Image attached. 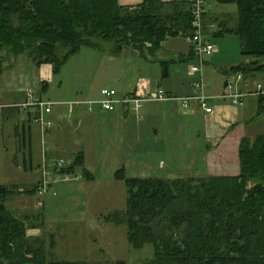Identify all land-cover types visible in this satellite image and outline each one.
I'll return each mask as SVG.
<instances>
[{
	"label": "trees",
	"instance_id": "trees-1",
	"mask_svg": "<svg viewBox=\"0 0 264 264\" xmlns=\"http://www.w3.org/2000/svg\"><path fill=\"white\" fill-rule=\"evenodd\" d=\"M219 1L238 7L236 25L221 32L237 34L241 53L259 59L234 72L263 71L264 0ZM191 29L192 0L135 5L118 0H0V75L20 56L36 65L53 63L58 72L82 46L100 47L104 41L114 43L115 54L126 46L154 53L167 38L189 35ZM78 155L57 172L75 174L79 166L84 168V152ZM239 159L235 176L138 179L116 173L128 188L127 208L112 220L126 224L134 247L154 244V257L139 264H264V134L244 136ZM35 191L36 186L0 183V264H91L49 260L46 240L27 233L31 217L7 208L8 197Z\"/></svg>",
	"mask_w": 264,
	"mask_h": 264
},
{
	"label": "rangeland",
	"instance_id": "rangeland-1",
	"mask_svg": "<svg viewBox=\"0 0 264 264\" xmlns=\"http://www.w3.org/2000/svg\"><path fill=\"white\" fill-rule=\"evenodd\" d=\"M207 2L221 8L217 0ZM236 6L232 4L226 9L238 12ZM212 43L219 52L204 57L209 64L228 66L234 71L235 67L250 60L241 56L239 39L235 34L215 37ZM101 45L82 46L61 64L58 72L54 71L53 63L36 65L27 57L22 58L16 67L0 75V91L6 95L13 91V102L23 101L28 89L51 102L95 100L101 98L100 91L103 88H113L119 96H123L129 91V82L136 81L141 75L154 79L156 73L153 70L162 71V57L152 59L148 53L147 58L141 56L138 60L131 54L132 49L128 48L130 51L124 55H115L113 42L104 41ZM195 63L198 64L197 61ZM146 65H150V68ZM258 71L251 72L250 77L263 80L264 70ZM204 73L206 84L209 76L210 81L219 82L222 79L215 67L214 70L204 68ZM243 75L242 83L247 84ZM181 103L173 101L174 106ZM19 107L25 117L32 107L35 108ZM142 107L139 115L149 111L147 107ZM69 108L66 104L54 105L53 113L48 118L57 120L49 126L50 133L44 137L46 144H43L37 125L32 124V146L24 150L23 154L12 148L5 153L4 145L10 144L11 138L4 139L0 133V183L22 182L19 185L22 189L36 186L32 195L23 193L8 197L5 203L7 208L19 217H31L26 221L27 233L31 237L41 236L46 240L49 260L84 261L91 264L124 261L126 264H139L154 257V244L134 247L128 240L126 224L112 220L116 213L124 212L127 208L128 188L125 180L119 179L116 173L120 171L125 178L138 179L180 177L185 168L197 166L201 162L204 149L202 137L200 141L197 140V158L192 152L194 145L188 143L189 136L174 143L164 136L163 131L159 135L151 134L150 128L155 122L152 118L141 121L133 111L126 118L117 111L108 113L96 108L93 113L83 114L81 123L75 121L76 115L71 113L68 119ZM177 111L185 112L181 111L180 106ZM17 121L10 119L8 128L13 129ZM186 126L182 123L181 127ZM46 149L51 151L49 156L52 160L40 168L38 163H42L41 154ZM80 151L85 156L84 168L79 166L75 174L57 172L56 168L71 165ZM15 158L21 162L26 158L29 167L33 166L32 173L26 175L17 170L13 164ZM84 169L93 178H87ZM15 174L23 177L11 179ZM39 179H42L39 184L32 185ZM52 240L55 241L53 247L50 245Z\"/></svg>",
	"mask_w": 264,
	"mask_h": 264
},
{
	"label": "crops",
	"instance_id": "crops-1",
	"mask_svg": "<svg viewBox=\"0 0 264 264\" xmlns=\"http://www.w3.org/2000/svg\"><path fill=\"white\" fill-rule=\"evenodd\" d=\"M142 1L143 0H118L119 4L121 5H135L141 3ZM162 1L173 2L180 0ZM205 2L206 13L204 16V34L207 36V38L212 42V39L215 37H222L226 34H235L233 32H221L222 29L232 28L237 23L238 12H236V10L231 12L226 9V6L232 5L233 3H224L217 0V2L221 5V8H219L217 5L216 7H213V5L208 4L207 0H205ZM237 8L238 7L236 6V9ZM235 35L239 39L241 53L242 46L240 38L237 34ZM188 41V35L167 38L161 42L162 44L160 45L159 49H157L154 53L150 52L147 48H145L144 53L142 54L139 50H136L132 47H124L121 52L117 53L118 55H124L127 51H130L129 49H132L131 54L138 60H140L141 56L143 58H147L146 55L148 53L152 59H156L157 56L162 57L160 60L162 71L157 69L153 70L156 73V75H154V79L156 80L141 75L136 81L129 82L127 84V89H129V91L126 92L127 94L119 96L117 92V96L121 98L134 95L136 93L140 95H147V93H153L159 88L163 89L166 94L172 95L174 97L199 95L200 89L195 87V83L200 80V66H202L205 93L210 97L209 103L213 108L212 112L207 113L204 109H202V107H200L197 101H191L187 107L183 106L182 103L180 105L174 106L173 101L180 100H149L142 107H147L149 110L148 112H143L141 115H139L140 110L138 112H134L137 113L138 120L144 121L146 118L154 119L155 122L150 128L152 132L151 134L153 135H159L161 131H163L164 136L170 138L174 143H177L178 140H182V138L185 136H189L190 141L188 143L194 145V151L192 152L197 158L199 157L198 154H195V151L198 150L197 140L200 141V137H202L204 149L202 152L203 158H201V162L197 164V166L185 168L186 170L183 172L184 174L182 173L180 177H184L183 175L186 174L188 176L194 177H206L210 175L220 177L238 175L240 173L239 146L241 139L246 135L247 137L253 139L260 134H264V100L259 99V95L257 96L252 94L245 98L244 104L242 106H236L233 104L231 105L230 102L221 98L224 91L226 76L237 71L234 72L233 69L228 66L216 67L214 64H209L208 61L205 62V60L203 61V64H200V59L194 55L192 46ZM218 52L219 50L216 49V52H214L212 55H216ZM165 53L171 58L168 59L167 56H164ZM212 55L207 56L211 57ZM241 56H244V58H250L249 62H244L241 65L243 67L259 60L258 58L246 56L242 53ZM22 58L25 59L26 56H20L17 59H13L11 67H7L8 70L6 68L4 72L12 70L14 67H16V64L19 63ZM196 61L198 64L195 63ZM146 66L150 68V65ZM258 66H260V64ZM207 67L212 70H214V67L217 68V71H219L222 76L221 81H219L220 83L210 81L211 76H209L208 83L206 84L204 68L206 69ZM194 68H198L199 70H195ZM255 71H258V69ZM250 74V72L248 75L245 74V81L247 84L241 83L239 88L242 91L247 89L253 90L258 82H264V79H252ZM196 77L198 79H196ZM44 88L46 87L44 86ZM13 96H15L13 91L7 95L1 93L0 91V104L4 106L2 111H0V133L4 139L7 137L11 138V143L5 144L6 146L4 145L5 153L8 152L10 148H12L13 151L15 150L21 154L24 153V150H28L29 146H27V139H30L29 144H31L34 136L32 124L37 125L38 133L40 137L43 138L44 144V137L50 133L49 126L54 124V120H57L54 119L52 121L48 118L53 113L54 105H69L70 108L68 119L71 113L72 115H76L75 121H79L81 123L83 114L93 113L96 108L102 112L106 111L102 109L98 103H95L93 108L90 110L88 105L83 103L84 101L88 100H77L82 102L78 104L69 103L70 101L52 102L53 104L49 112H46L45 108H43L42 112H39L37 107H32V110L29 111L26 115L27 117H25L22 115L19 106L21 105L22 107H25L23 104L27 100V94L25 99L21 102H13ZM35 97L42 98L41 95H35ZM99 99L100 98L95 100ZM179 106L181 107V111H185L184 113L177 111L179 110ZM117 112L123 114V116L126 118H128V116L132 113L125 107L117 110ZM39 115L42 116L44 123L38 122L37 120H32V118L35 116L39 117ZM13 118L18 121L14 124L13 129H9L8 122ZM182 123H185L187 126L181 127ZM156 124H158V126H155ZM139 132L140 130H138L137 134H139ZM22 142H25L24 147L22 146ZM50 152L51 151H48V149L42 152V163H38L40 168L42 167L41 165L46 166L48 161L52 160V158L49 156ZM13 164L17 170H20L26 175H30L32 173L33 166L29 167L26 158L23 159V162L19 161L18 158H15L13 160ZM84 171L87 170L84 169ZM88 174L89 176H87V178H93L92 174L89 172ZM19 177L23 176L15 174L13 177H11V179H18ZM41 180L39 179L37 183H32V185L39 184ZM4 184L22 185L23 183L5 182Z\"/></svg>",
	"mask_w": 264,
	"mask_h": 264
},
{
	"label": "built area",
	"instance_id": "built-area-1",
	"mask_svg": "<svg viewBox=\"0 0 264 264\" xmlns=\"http://www.w3.org/2000/svg\"><path fill=\"white\" fill-rule=\"evenodd\" d=\"M205 0H192V29L188 35V42L192 46L194 55L200 59V64H203L204 57L212 55L216 52V48L213 43L204 34V16L206 13ZM214 27V26H213ZM199 70L198 68H194ZM224 83V91L221 96L224 100L231 103V105L242 106L244 100L250 95L264 96V82H258L253 90L242 91L239 87L244 81V75L242 72H235L226 76ZM195 87L200 89L199 95H192L187 97H174L168 95L163 89L159 88L153 93H147V95L134 94L127 97H118L117 91L113 88H103L100 91L101 98L99 100H88L83 103L88 105L91 110L95 103L100 104L101 108L106 111H117L121 108H127L129 111L138 112L140 108L147 101L152 100H180L183 106L187 107L191 101H197L207 113L212 112L213 108L209 103L210 97L205 93V83L202 76V66H200V80L195 83ZM28 102H25L23 106H35L38 111L42 112L45 108L46 112H49L52 107L51 101L43 100L42 98L35 97L33 90L28 89ZM82 101H70L69 103L78 104ZM3 105L0 104V111L3 109ZM38 122L44 123L42 116L36 119Z\"/></svg>",
	"mask_w": 264,
	"mask_h": 264
},
{
	"label": "water",
	"instance_id": "water-1",
	"mask_svg": "<svg viewBox=\"0 0 264 264\" xmlns=\"http://www.w3.org/2000/svg\"><path fill=\"white\" fill-rule=\"evenodd\" d=\"M264 64V63H263ZM261 66V65H260Z\"/></svg>",
	"mask_w": 264,
	"mask_h": 264
}]
</instances>
